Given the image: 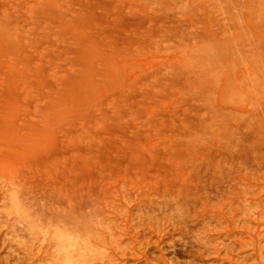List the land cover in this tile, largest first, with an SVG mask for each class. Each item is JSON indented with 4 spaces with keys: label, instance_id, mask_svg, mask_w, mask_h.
Wrapping results in <instances>:
<instances>
[{
    "label": "rangeland",
    "instance_id": "1",
    "mask_svg": "<svg viewBox=\"0 0 264 264\" xmlns=\"http://www.w3.org/2000/svg\"><path fill=\"white\" fill-rule=\"evenodd\" d=\"M0 264H264V0H0Z\"/></svg>",
    "mask_w": 264,
    "mask_h": 264
}]
</instances>
